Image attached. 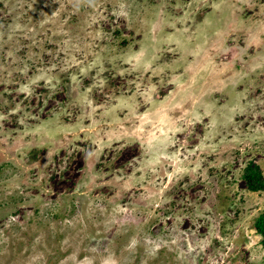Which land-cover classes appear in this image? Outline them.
<instances>
[{"label": "rangeland", "instance_id": "rangeland-1", "mask_svg": "<svg viewBox=\"0 0 264 264\" xmlns=\"http://www.w3.org/2000/svg\"><path fill=\"white\" fill-rule=\"evenodd\" d=\"M263 214L264 0H0V264H264Z\"/></svg>", "mask_w": 264, "mask_h": 264}, {"label": "trees", "instance_id": "trees-1", "mask_svg": "<svg viewBox=\"0 0 264 264\" xmlns=\"http://www.w3.org/2000/svg\"><path fill=\"white\" fill-rule=\"evenodd\" d=\"M259 177V175L252 177L250 176L249 177V185H255V184H258V183H254V180ZM253 178V179H252ZM255 229L256 231L261 235L262 237V242L264 244V214L261 215L255 222Z\"/></svg>", "mask_w": 264, "mask_h": 264}]
</instances>
